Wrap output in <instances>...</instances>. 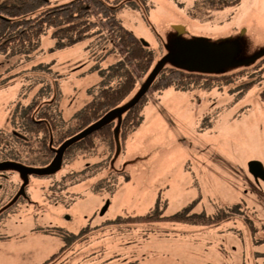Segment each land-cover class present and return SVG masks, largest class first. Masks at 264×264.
<instances>
[{"label":"rangeland","instance_id":"1","mask_svg":"<svg viewBox=\"0 0 264 264\" xmlns=\"http://www.w3.org/2000/svg\"><path fill=\"white\" fill-rule=\"evenodd\" d=\"M49 1L54 5L72 0ZM196 1L105 0L116 10L120 24L154 54L145 75L135 72L136 85L120 106L142 92L154 68H168L188 41L223 49L216 74L243 71L227 83L192 80L187 90L174 86L160 92L149 89L139 126L123 140L119 133L115 135L113 152L101 172L109 183L119 185L110 197L115 199L112 207L117 211L140 208L141 213L154 198L158 206L156 235L140 234L139 245L121 250L117 264L138 258L130 256L131 250L140 254L144 264H264V183H255L247 171L251 160L264 166V64L257 65L253 73L244 71L264 54V0H239L211 11L195 9ZM90 21L97 26L79 46L57 49L49 30L32 52L0 54V129L9 130L16 104L36 101L40 105L55 96L59 110L74 113L91 99L86 92L100 84V72L127 60L107 22L96 13ZM249 82H253L251 88L238 91ZM111 122L117 130V115ZM91 161L95 160L78 159L73 168ZM8 176L7 184L21 182L16 175ZM42 184L47 189L53 183L29 181L30 215H38L44 203L51 219L54 209L41 197ZM77 189L83 195L73 211L76 225L83 223L87 206L101 204L106 197L93 195L86 187ZM187 205L192 206L180 212L191 216L187 220L164 218ZM58 208L56 213L61 211ZM147 221L136 225L141 232L150 229ZM59 243L50 236L29 235L24 241L0 244V262L34 264ZM79 257L73 258V264Z\"/></svg>","mask_w":264,"mask_h":264},{"label":"trees","instance_id":"2","mask_svg":"<svg viewBox=\"0 0 264 264\" xmlns=\"http://www.w3.org/2000/svg\"><path fill=\"white\" fill-rule=\"evenodd\" d=\"M95 13L107 22L127 60L100 72V84L86 92L91 99L85 100L72 114H64L57 108L55 96L40 105L36 101L28 105L16 104L8 122L9 130L0 129V166H3L0 174H18L20 181L27 183L30 179L66 184H95L104 180L109 183V179L101 177V174L113 152L115 133H119L123 140L139 126L146 95L121 114L117 131L111 121H105L85 136L80 135L120 106L136 85L135 72L141 75L148 72L154 61L153 52L120 24L116 10L105 0H72L54 5L49 0H0V54L32 52L49 30L52 31L50 39L56 41L57 49L79 46L97 26L90 21ZM260 64H264V56L244 71H256ZM242 73L198 74L165 67L151 83L150 89L160 92L174 86L183 90L192 80L227 83ZM252 85L253 82L243 84L238 91H245ZM99 152L101 155H98ZM103 155H106L105 158ZM58 159V169L51 173H28L23 176L16 168L49 170L54 168ZM78 159L95 161L91 164L85 162L81 168L74 170L73 164ZM60 171L63 174L57 180L56 175ZM108 174L111 175L110 172ZM88 180L89 183L86 182Z\"/></svg>","mask_w":264,"mask_h":264},{"label":"flooded vegetation","instance_id":"3","mask_svg":"<svg viewBox=\"0 0 264 264\" xmlns=\"http://www.w3.org/2000/svg\"><path fill=\"white\" fill-rule=\"evenodd\" d=\"M238 1L197 0L195 9L201 7L200 9L204 8L208 11L220 10L226 6L236 4ZM15 175L20 179L18 174ZM7 179H9L7 174H0V194L1 196L6 194L5 197L0 198V244L10 245L15 241H24L29 238V235H36L43 237V239L50 236L60 242L59 246L43 260H39L34 264H73V258L78 255H80L79 262L76 264H94L96 262L98 264H117V260L120 259L122 254L120 253L121 250L124 252L126 247L138 246L139 238L154 236L157 233L156 213L158 206L155 203V198L146 211L141 213L139 212L142 211L140 208L127 210L124 208L117 211L112 207L115 204V199H110L114 192L118 190L116 187L119 185L116 183H53L47 185V189L42 184L39 186L41 197L43 199L46 197L48 204L54 209V214L50 215L51 220L46 214L48 208L46 209L44 203L39 206L38 215L37 213L30 215L29 183L24 180L16 184H7L5 183ZM80 187L90 189L93 195H104L106 197L104 200L102 199L101 204L87 206L86 213L81 217L83 223L76 225L75 220H72L76 203L82 201L81 195L83 194L78 192L77 189ZM189 206L192 205H187L176 213L167 214L164 218L179 221L187 220L191 216L188 217V214H180V212L186 210ZM58 207L61 208V211L56 213V210H59ZM201 215L204 218V215ZM59 220L64 222V225L58 223ZM142 220H148L150 229L142 228L141 232L140 226L136 225H141ZM138 221L140 223H137ZM71 223L72 225L68 226ZM137 228L140 230L139 234H136ZM140 234L142 237H139ZM127 235L128 237H124ZM2 248L5 249V247ZM131 251L130 256L135 257L136 254L138 258L123 259L121 264H144L143 258H139L140 254L136 250ZM56 261L57 263H55ZM0 264L5 263L0 262Z\"/></svg>","mask_w":264,"mask_h":264},{"label":"water","instance_id":"4","mask_svg":"<svg viewBox=\"0 0 264 264\" xmlns=\"http://www.w3.org/2000/svg\"><path fill=\"white\" fill-rule=\"evenodd\" d=\"M141 44L147 47V44L140 40ZM223 53V49L221 47L210 46L202 41H188L181 47V51L176 57L170 60L171 68H176L179 70L186 71L188 73H198V74H212V75H221L216 74V66L218 61ZM264 54L260 55L258 59L263 57ZM165 67L159 66L158 68H154L151 73L146 78V84L142 90V92L134 99L129 101L128 103L119 106L118 108L112 110L108 114H106L99 122L88 128L83 134L80 136H85L91 131L95 130L105 121H111V117L113 115H117L118 123L117 128L119 127V122L121 118V114L126 111L128 108L135 105L144 95H146L147 91L150 89L151 83L156 79V77L160 74V72ZM224 75V74H223ZM117 131V130H116ZM117 132L115 133V135ZM79 136V137H80ZM60 160H57L54 168L49 170H27L22 167H16L23 176H26L28 173H51L58 169ZM3 166H0V168ZM247 171L253 178L255 183H259V181L264 183V166L261 162L257 160H251L247 163ZM107 205V204H106Z\"/></svg>","mask_w":264,"mask_h":264}]
</instances>
